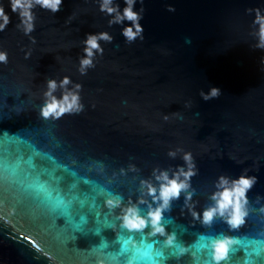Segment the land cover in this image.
<instances>
[{"label":"water","instance_id":"obj_1","mask_svg":"<svg viewBox=\"0 0 264 264\" xmlns=\"http://www.w3.org/2000/svg\"><path fill=\"white\" fill-rule=\"evenodd\" d=\"M115 2L121 10L126 6L124 0ZM99 3L63 0L55 14L37 7L35 31L25 35L16 28L19 20L8 0H0L11 17L0 32V51L8 56L7 64H0V100L24 89L35 93L38 103L47 79L68 76L82 85L85 110L59 124L79 152L107 155L117 167L135 163L147 177L154 167L182 165L179 156L167 155L180 147L198 167L192 185L201 206L219 175L236 178L245 168L258 177L249 197L264 196V50L253 48L254 16L245 11L264 9V0H137L134 10L145 9L144 40L132 44L121 35L123 26H108L110 17L99 11ZM169 6L175 12L167 11ZM105 31L113 43L101 42L103 55L82 76V41ZM212 87L221 95L205 102L199 93ZM23 123L4 127L15 130ZM182 204L183 199L172 212L178 224L188 222L179 218ZM80 247L88 242L81 240ZM0 264L75 262L12 218L0 221Z\"/></svg>","mask_w":264,"mask_h":264},{"label":"clouds","instance_id":"obj_2","mask_svg":"<svg viewBox=\"0 0 264 264\" xmlns=\"http://www.w3.org/2000/svg\"><path fill=\"white\" fill-rule=\"evenodd\" d=\"M8 3L19 20L16 28L30 35L35 31V9L55 14L63 0ZM124 4L121 10L115 0H100L99 11L110 17V28L123 26L127 44L143 42L140 21L145 9L134 10L137 0ZM245 11L254 16L253 48L264 50V9ZM10 23L0 5V32ZM113 40L106 31L86 36L79 59L82 76L103 55L101 42ZM7 62V52L0 51V64ZM81 91L82 85L64 76L46 80L38 103L36 94L24 89L7 92L0 100V221H22L75 264H264V196L249 197L258 183L251 169L236 178L219 175L201 206L192 185L198 167L192 154L180 147L167 155L171 160L179 156L182 165L154 167L147 177L135 163L117 167L107 155L79 152L59 122L85 110ZM199 95L207 102L218 99L221 90L212 87ZM18 121L25 123L15 130L4 127ZM181 199L179 218L186 224H178L172 215ZM197 225L199 229L191 231ZM81 240L88 247L81 248Z\"/></svg>","mask_w":264,"mask_h":264}]
</instances>
